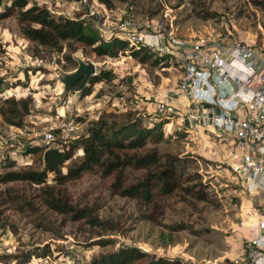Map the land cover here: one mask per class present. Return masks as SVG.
I'll list each match as a JSON object with an SVG mask.
<instances>
[{
  "label": "rangeland",
  "instance_id": "374dc122",
  "mask_svg": "<svg viewBox=\"0 0 264 264\" xmlns=\"http://www.w3.org/2000/svg\"><path fill=\"white\" fill-rule=\"evenodd\" d=\"M32 1L63 16L85 14L82 17L95 31L93 19L86 17L88 6L108 22L127 13L149 32L164 28L187 39H237L264 54V9L252 0H87L63 6ZM0 44L4 51L0 56V99L29 97L32 101V112L25 117L23 128L8 126L0 118L1 136L17 135L26 144L30 131L50 130L54 137L48 143L56 146L81 135L101 116L117 122L138 117L143 125L167 120L160 151L195 157L191 171L199 172L202 182L208 183L210 198L202 202L176 192L160 200L159 208L150 213L152 220L145 217L147 209L136 200L111 193V178L86 174L59 187L49 174V185L65 190L73 204L90 207L93 215L105 222L91 227L47 209L38 200L34 209L19 208L20 197L35 195L39 186L0 182V264H87L122 245L138 246L157 256L179 257L186 264H237L234 260L251 235L245 219L253 220L251 215L256 210L264 213V191L248 190L237 175L240 149L234 137L219 135L211 126L183 121L185 107L177 99L172 100L174 112L167 117L155 110L162 95H169L181 77L184 55L167 54L157 61L163 55L158 53L144 63L127 51L116 57H98L81 50L59 53L25 39L12 17L0 21ZM79 60L91 61L96 74L106 73V78L94 83L91 94L85 97L79 96V80L65 88V78ZM70 118L80 123L77 133L56 129L62 119ZM15 149L13 156L0 150V161H14L10 168L0 167V172L40 168L39 154L26 155L25 149ZM78 155L79 149L75 157ZM141 173L128 170L126 175L132 181Z\"/></svg>",
  "mask_w": 264,
  "mask_h": 264
},
{
  "label": "trees",
  "instance_id": "16d2710c",
  "mask_svg": "<svg viewBox=\"0 0 264 264\" xmlns=\"http://www.w3.org/2000/svg\"><path fill=\"white\" fill-rule=\"evenodd\" d=\"M252 1L264 9V0ZM10 17L16 20L25 39L59 53L67 50L70 54L81 50L98 57H116L127 51L128 55L144 63L151 56L158 55L144 46H132L124 39L101 36L88 24V19L82 17V13L72 17L55 14L46 5L32 0H0V21ZM3 52L0 44V56ZM63 56L75 64L70 56L65 53ZM162 58H166V55H159L155 60ZM104 78V72L92 76L88 81L90 84L79 91V96L90 95L92 85ZM2 86L3 79L0 78V91ZM31 112L32 101L29 97L0 99V117L8 126L23 128L24 119ZM167 122L162 120L143 125L138 117L117 122L101 116L97 121H92L84 133L60 145L43 143L28 146L25 154H39L40 168L0 172V182H28L39 186L35 195L20 197L22 205L19 208L34 209L35 202L40 201L47 209L67 216L72 221L82 220L91 227L101 226L105 222L93 215L90 207L73 204L65 190L49 185V174H52L55 185L59 187L79 180L86 174L100 179L111 178V193L136 200L147 209L145 217L152 220L154 217L150 213L159 208L160 200L176 192L185 193L197 201L208 202V183L202 182L199 172L191 171L197 159L160 151L159 144L164 140V124ZM77 149L80 155L75 157ZM13 164L11 160L0 161V167L3 168H10ZM128 170L142 173L137 179L129 181L126 175ZM7 193L9 197L12 196L10 188ZM13 200L16 202L17 199ZM87 264L186 263L179 257L157 256L138 246L122 245L92 258Z\"/></svg>",
  "mask_w": 264,
  "mask_h": 264
},
{
  "label": "built area",
  "instance_id": "2783aa9c",
  "mask_svg": "<svg viewBox=\"0 0 264 264\" xmlns=\"http://www.w3.org/2000/svg\"><path fill=\"white\" fill-rule=\"evenodd\" d=\"M46 1L58 6L87 2ZM86 16L93 19L101 36H115L163 55H184L181 77L169 95H162L155 110L167 117L174 112L172 100L183 99L182 120L211 126L219 135L234 137L240 149L237 175L248 190L264 191V54L258 47L237 39H187L164 28L149 32L132 17L108 22L91 6ZM79 128L80 123L74 118L62 119L56 126L66 134H75ZM27 136L29 141L25 144L17 135H0V150L13 156L15 148L48 143L54 134L50 130L30 131ZM251 216L253 220L247 217L244 222L247 227L250 225L251 235L246 237L240 257L234 260L237 264H264V213L256 210Z\"/></svg>",
  "mask_w": 264,
  "mask_h": 264
},
{
  "label": "water",
  "instance_id": "95a60500",
  "mask_svg": "<svg viewBox=\"0 0 264 264\" xmlns=\"http://www.w3.org/2000/svg\"><path fill=\"white\" fill-rule=\"evenodd\" d=\"M95 74V65L91 61L83 62L79 60L76 69L65 78V88L69 89L79 80L80 83L77 89L80 91Z\"/></svg>",
  "mask_w": 264,
  "mask_h": 264
},
{
  "label": "crops",
  "instance_id": "0c3cea01",
  "mask_svg": "<svg viewBox=\"0 0 264 264\" xmlns=\"http://www.w3.org/2000/svg\"><path fill=\"white\" fill-rule=\"evenodd\" d=\"M82 16H85V14H83ZM87 17V16H86ZM124 17H130L127 13L124 15ZM93 24H94V22H93ZM177 101V100H176ZM178 101H179V103L181 104V105H183L184 106V100L183 99H178ZM264 246V245H263Z\"/></svg>",
  "mask_w": 264,
  "mask_h": 264
}]
</instances>
